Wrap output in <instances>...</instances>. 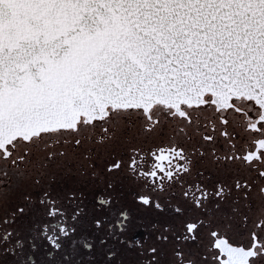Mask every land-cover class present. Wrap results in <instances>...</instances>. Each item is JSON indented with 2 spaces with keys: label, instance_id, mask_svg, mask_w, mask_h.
<instances>
[{
  "label": "snow or ice",
  "instance_id": "snow-or-ice-1",
  "mask_svg": "<svg viewBox=\"0 0 264 264\" xmlns=\"http://www.w3.org/2000/svg\"><path fill=\"white\" fill-rule=\"evenodd\" d=\"M0 264H264V0H0Z\"/></svg>",
  "mask_w": 264,
  "mask_h": 264
}]
</instances>
